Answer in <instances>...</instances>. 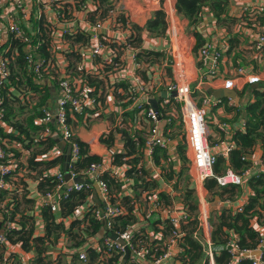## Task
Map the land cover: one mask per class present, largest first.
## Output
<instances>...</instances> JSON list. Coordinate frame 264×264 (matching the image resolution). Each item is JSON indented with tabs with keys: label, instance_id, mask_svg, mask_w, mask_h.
Listing matches in <instances>:
<instances>
[{
	"label": "crops",
	"instance_id": "1",
	"mask_svg": "<svg viewBox=\"0 0 264 264\" xmlns=\"http://www.w3.org/2000/svg\"><path fill=\"white\" fill-rule=\"evenodd\" d=\"M16 1L0 0V3H14ZM172 1L176 8L177 0ZM111 2L112 4L115 2V5L109 16L97 20V23L102 24L100 41L98 40L99 44L97 41L91 39L88 46H84L82 43H74L63 37V31L66 29L73 33L85 31L92 35V26L97 23L92 24L89 19L95 15V3L91 0L86 1L90 10L77 6L76 0H51L42 4L36 3V0H22V3H25L27 7L28 16L22 19L19 11L16 10L13 13L14 21L19 22L24 28L25 33L33 40L36 37L40 39L42 33L50 34L51 47L49 52L53 63H51V67L47 70L46 78L37 80L34 76L36 83L42 86L45 85V92L48 89L50 93L48 100L49 108L56 109V81L60 77L68 78L78 89L90 87L88 85V77H90V82L93 83L103 97L99 105H89L86 114L84 113L77 119L70 117L73 121L71 126L75 137L88 145L90 153L102 158V162L96 163L100 165L99 171L101 175L99 179L103 174L108 173L111 177L118 180L121 188L115 195H112L111 191L110 198L105 200L104 193L97 183L95 174L88 171L89 167L84 171V177L89 178L84 183L89 184L88 186H90L91 190L87 192V197L81 201L82 204L74 210L73 215L68 218H62L60 221L66 229H69L71 223L80 220L83 229L88 226V223H85L83 220L85 215L91 211V206L96 208L92 210L93 215L98 210L104 209L106 205L119 206L122 209L121 215L123 216L128 214L129 206L133 208L132 215L135 217V223L128 228L127 232L129 233L127 237L133 231H143L146 232L150 240L154 241L155 238L165 240L167 235L165 236L162 231L156 232L164 229L162 222L166 220V216L162 210L165 207L176 209L186 207L184 197L186 189L189 188L197 191V195L196 193L195 195L198 200V209L194 214L197 215V218L200 215L208 217L209 226L207 225L206 229L203 228V231L205 235H211L213 231L211 218L224 209L236 212L239 208H244L248 203L251 190L249 185L241 187L242 194L234 201L228 200L226 197L213 198L211 193L204 187L206 180L200 182L195 177L188 146L185 148L188 162L182 161L178 148L184 142L176 145L175 139L172 137L173 132L170 133L175 121L170 128H167L169 123L165 119H161L160 121L162 134H165L171 141L170 148L166 150L167 159L162 157L159 164H157L154 155L147 152L145 145L141 160L134 166L136 170L140 171L134 178H129L126 174L129 165L124 164L119 166L115 165L113 161L115 153H125L124 131L129 132L132 136L136 135L138 137V135H141L146 138L152 126L147 116V111H138L136 107L139 106L141 108L142 104L147 103L152 109L150 103L152 100L156 101L158 107L159 105L166 107L168 104L166 105L164 101L167 97L169 99L174 98L171 97L173 91L170 88L173 87L174 82L178 81V70L172 59L175 56V50L177 49L178 51L179 47H181V51L183 52L180 55L191 58L195 65V75L190 78L189 84L192 88H195L198 84L200 72L198 71V53L194 52L196 45L194 27H189L185 18L176 9L173 12L175 23L170 22L166 16V12L163 10L166 0H113ZM262 5H264V0L250 1L248 3L242 0H229L228 18H226L225 23L217 22L213 12L209 8L203 11L202 20L197 27L198 31L203 35L206 44L214 42L220 48H224L225 51L220 61L218 75L215 78L210 77L207 79L200 87L199 92L195 93L196 96H199L200 93L210 94L211 90L221 89H232L239 95L249 84H264V49L259 52L254 48L256 39L260 35H264V16L258 12V8ZM158 11H163L166 16L167 30L164 34L149 32L146 27L149 20ZM135 27L139 28V31ZM129 40L133 41V43H129ZM14 41L16 40L12 38L10 43L14 45ZM93 45H101L100 54H92ZM4 47L8 50L13 63L19 52L17 48H10L9 37ZM141 51L147 52V54L149 52L156 53L157 57L154 55H144L137 60L136 54L138 55ZM113 59H116L115 64L113 63ZM111 62L112 64L110 65ZM242 68L244 71L240 73V69ZM79 69L87 75L85 77L81 75L83 72ZM48 77H51V79ZM135 79H139L141 85L145 87L146 95L140 96L138 100L133 97L132 101L130 100L132 93L119 87V85H129ZM17 84L19 85V83ZM27 85L23 83L19 87L20 89H24L25 87H29ZM43 95L44 93L42 92ZM215 100L216 102L213 103L207 116L208 124L212 125L211 128L209 126L208 141L210 140L209 144L217 156L225 157L224 151L228 145H231L228 142V138L235 131H244L245 122L248 117L247 112L243 108L245 102L229 99L228 107L235 109L228 111L227 106L221 103V100L214 98ZM179 106L181 108L180 104ZM237 108H241V110L238 111ZM29 111L30 108H27L25 114L19 116L21 121L27 118ZM175 114L173 111L172 115L174 119L176 118ZM179 120L182 122L180 115ZM167 121L169 120L167 119ZM223 123L229 125L226 133L221 132L219 129V125ZM111 133L113 134L111 146L101 142L103 137L105 138ZM13 134L18 135L20 132L14 128V121L6 118L5 129H0V141L4 143L9 142L13 146L12 149H20L21 146L17 145L12 139ZM40 134L36 136V140L43 136L41 132ZM57 141L58 143L46 150L47 152H42V148H40L39 153L42 152L43 154L37 155L36 159L38 158L39 160L42 156H46L43 160H40V163L51 162L60 158L61 155L65 157V164L66 162L70 163L71 155L70 160L66 156L70 145L63 139H57ZM27 143L25 141V144ZM185 144H187V138H185ZM262 155L263 151L259 144L253 154H251L250 161H252L253 165L254 163L256 165L260 164ZM28 156L25 157V160ZM65 164L53 166L52 170H60L66 176V171L64 170ZM170 165H172L175 175L184 168L189 177H185L183 174L180 180L177 178L169 180L165 176L164 171L167 170L169 173H172L169 169ZM45 171L46 169L43 172ZM43 172L39 174L36 172L33 174L19 173L16 178L7 181L5 188L0 189V192L2 191L1 194L3 196L6 195L3 201L0 200L2 207H7L10 201L9 196L12 193L22 203H25L27 199H32V208L36 203L37 209L36 212L34 211L36 219L35 237L45 236V228H43L41 214L38 210L39 205H37L38 200L42 198V194L44 193L40 189V182L43 181L44 176ZM52 172L54 173V171ZM160 193L166 194L171 205L166 204L160 198ZM111 196L115 198L114 201H112ZM125 199L129 200L128 205L125 204ZM156 200H160V209H155ZM27 212V207L22 205L15 218L24 216ZM100 221L104 223V227L99 231L98 238H87L85 244L86 247L97 251H101V244L104 246L105 233L110 230L106 227L105 221ZM2 222L3 215H0L1 227ZM153 230L155 232H152ZM199 230L200 233V227ZM73 245L72 239L62 232L57 242L49 249V257L45 261H51V264H73L75 256L78 255V260L76 261L78 264H82L79 260V254L84 252L87 254V251L81 250L77 252V249L73 248ZM182 252L183 248L180 246V243L174 245L172 247L171 258L165 259L162 264H182L179 259ZM247 253L246 258H254L248 257ZM1 255L4 261L13 256L22 264H36L34 261L35 251L26 252L23 250L21 244H7L4 247H0V257ZM207 260L208 264H215V255L214 261L210 260L208 256Z\"/></svg>",
	"mask_w": 264,
	"mask_h": 264
},
{
	"label": "trees",
	"instance_id": "2",
	"mask_svg": "<svg viewBox=\"0 0 264 264\" xmlns=\"http://www.w3.org/2000/svg\"><path fill=\"white\" fill-rule=\"evenodd\" d=\"M86 1L87 0H76V5L81 6L82 9L90 10L88 9V4ZM91 1L95 3V15L89 18L92 24L97 23V20L99 19L108 17L109 13L114 8V5L110 0ZM228 6L229 0H177V12L185 18L189 27H194V36L196 39V45L194 48L195 53H198L200 48L206 45L203 35L197 29L199 23L202 20L203 11L206 8H209L213 12L217 22L225 23L226 18H228ZM165 17L166 16L163 11L156 12L154 17L147 23V30L149 32L164 34L167 30V22ZM98 24L100 23H97L93 26H97ZM135 29L139 31V28L135 27ZM63 37L71 40L74 43H82L84 46H88L91 39L93 38L92 35L85 31L81 33H73L68 31L63 35ZM12 38L16 40L13 42L14 45L10 43ZM34 40L40 44V49L35 53L37 54L36 57L43 59L50 68L51 63H53L52 56L49 52L51 47L50 34L42 33V37H40V39L36 37ZM128 42L133 43V41L130 40ZM9 44L10 48H17L19 55L12 63V58L9 56V52L6 54V56L10 59V77L8 79V86L4 89L3 93L5 104L4 108L6 118L12 119L14 121V128L20 132L18 135L13 134L12 139L17 145H20L21 148L7 151V154H9L8 158L15 161V167L13 170H10V175L6 177V180L9 181L13 178H16L19 173L33 174L36 172L39 174L46 169V171L43 172V181L40 182V189L43 192H46L51 190L57 183L56 176L49 173V171L53 169V166L65 164L64 155H61L60 158H57L51 162L40 163L41 161L38 160V158L36 159L37 155H40V153L45 152L58 143L57 139L46 136H40L41 138L36 140V136L40 134V132L42 133V127L38 126L35 123V120L36 118H41L43 116V109H49L48 100L50 93L48 89L47 92H45V85L42 86L36 83L33 66H31L27 60L26 45L20 40L16 39L14 35L9 36ZM4 49L6 48L4 47ZM144 55H154L157 57L156 53L149 52L147 54V52L141 51L138 55L136 54V59L138 60ZM113 63H116V59H113ZM111 64L112 62L110 65ZM79 70L81 71V69ZM81 75L85 77L87 74L83 72ZM88 81V85H90V88L93 89L92 92H89V96L95 100L96 105H99V103L102 102V94L98 92L93 83L90 82V77H88ZM17 83H19V85L26 83L28 84L27 86L31 87V91L33 93H38V102H34V99L30 100L32 96H30L29 99L25 98L26 100H20L19 97L22 91ZM9 86L14 87L15 91L10 92L8 90ZM119 87L129 92L130 83L129 85L121 84ZM42 92L44 93L43 96ZM133 97L135 99V95H130V100L133 101ZM239 97L240 101L243 103L245 102L243 108L247 112L248 117L245 122V129L244 131H235L232 137L228 138V142L232 145L228 158L223 156L216 157V164L213 168L214 174L216 176L224 174L229 168L236 173L243 175L253 165L252 161L246 160L245 158L247 156H251L259 144L261 145L263 151L262 163L264 165V84H260L258 87H254L252 84L247 85L243 92L239 93ZM169 100L170 102L166 107H162L160 105L158 107L161 119H168L170 121L167 128L172 127V123L175 121L172 115L173 107L177 109L180 119L183 122L179 104L174 98ZM229 101V99H222L221 103H224L227 106L228 111H232L235 108L228 107ZM27 108H30V111L27 113V118L22 120L24 121V123H22L19 115L14 113L17 110L21 112V115L23 116ZM136 108L138 111H147L148 113L151 107L146 103L142 104L141 108L139 106ZM237 110L240 111L241 108H237ZM134 111L137 112L136 110ZM84 113H87V109H84L82 114H77L76 119L79 116H82ZM16 117L18 118L15 119ZM68 123L70 125L73 124L71 118H69ZM112 139L113 134L111 133L105 138L103 137L101 142L111 146ZM123 140L125 143V153H115L113 155V161L115 165H129L126 174L129 178H134V176L138 175L140 172L139 170H136L134 166L139 163L141 157L143 156V148L146 145V138L145 136L143 137L141 135H138V137L136 135L132 136L129 132L124 131ZM25 141L28 143L25 144ZM182 142H184V144L179 146L178 151L182 161L187 163L188 161L186 157L185 140L182 139ZM68 144H76L79 148V158L76 161H70L68 170H73L76 172L78 174L77 178L82 179V183H84L85 180L89 179L84 177V171L93 164L102 162V158L97 155H92L88 145L79 141L75 135L72 139V142ZM40 148H42V152L39 153L41 150ZM27 155L29 156L25 160ZM153 155L157 164H159L162 157L164 159L168 158L166 155V149L160 147H157L154 150ZM44 165L45 167H43ZM169 169L172 171V173H169L167 170L164 171L165 176L169 180H173L174 178L180 180L185 172L184 168H182L180 172L175 175L172 165H170ZM100 179L107 183L110 194L112 191V195H115L121 188V184L118 182V180L111 177L108 173L103 174ZM84 184L85 188L81 191H69L68 189L63 190L61 194L62 197L60 199V209L58 212H52L46 206L38 207L44 225L43 228H45V236L43 237L34 236L36 229V219L34 216V211L36 212L37 209L36 203L32 208V199H27L25 203H22V201H20L18 197L12 193L9 196L10 201L8 202L7 207H2L0 205V215H3V224L2 227H0V232H5L8 244H21L24 251H35L34 261L36 264H51V261L46 262L45 260L49 257V249L55 244V242H57L62 232L72 239L74 242L73 248L77 249V252L86 250L89 259L93 262L102 260L104 261L103 264H120L128 252L129 257L126 264H136L133 262L132 247H144L150 250L151 253H155V258L160 257V255L163 253L162 248H164V240L157 238H155L154 241L150 240V238L147 237L146 232L143 231H133L130 233L131 238L129 242L131 246H127L124 253L118 251L108 253L103 244H101V251L86 247L85 244L87 242V238H98L99 231L104 227V223L95 218L92 213V210L96 209L94 206H91V211L84 217L83 221L88 223L87 227L82 229L81 221L76 220L71 223L69 229H66L60 219L72 216L74 210L82 204L81 201L87 197V192L91 189L90 186H88L89 184ZM248 185L251 190L250 197L247 205L242 209V211L232 212V210L224 209L220 213H217L216 216H213L210 220L213 227L211 238L216 249L215 264L230 263L231 254L227 249V245L234 236H236V241L239 245V248L243 252L255 251L262 246L264 238L259 230L264 229V171H260L255 175H251V177L248 178ZM204 187L209 193H211L213 198L226 197V199L234 201L242 194V188L240 186L230 185L227 187H220L215 178L206 180ZM1 192L0 200L3 201V198H5L6 195L3 196ZM194 193L195 191L189 188H187L185 192L184 199L186 201V207L190 213V217L184 221L181 227L184 236L180 239V246L183 248V252L179 256V259L181 260L182 264H208L204 247L202 243L195 238V233H198L200 230L197 215L194 214L198 209V200ZM159 195L160 198L166 202V204H170V200L166 194L160 193ZM111 198L112 201L115 200L113 196H111ZM125 204H129L128 199H125ZM22 205L27 207V214L19 218H15ZM132 210L133 208L128 206V214L124 216L120 215L119 217L112 220V227L107 231V233H105L104 239L110 232L119 235L121 238H124L123 235H127L129 233L127 232L128 228L135 223V217L132 215ZM162 223L164 229L158 230L156 232L162 231L165 236H168L172 230V226L168 220H165ZM152 232L155 231L153 230ZM101 243H103V241H101ZM4 246V244H0V247ZM105 255H108L107 259L103 258ZM76 260H78V255L75 256L73 264H78ZM261 260L262 264H264V251L262 253ZM253 262L254 260L251 258L242 257L238 264H253ZM0 264L22 263L13 256H10L6 261H4L3 256L1 255Z\"/></svg>",
	"mask_w": 264,
	"mask_h": 264
},
{
	"label": "built area",
	"instance_id": "3",
	"mask_svg": "<svg viewBox=\"0 0 264 264\" xmlns=\"http://www.w3.org/2000/svg\"><path fill=\"white\" fill-rule=\"evenodd\" d=\"M51 0H36V3L42 4L47 3ZM113 1V0H110ZM245 3L256 0H242ZM115 5V2H113ZM246 6V5H245ZM172 0H166L163 10L166 12V16L169 18L170 22H174L173 12L175 11ZM19 11L22 19L28 16V10L25 3L22 0H17L14 3H0V129H5L6 127V114L4 108V89L8 86V79L10 77V59L6 56L8 53L7 49H4V44L10 35L20 40L26 45L27 60L33 66V72L36 79L41 80L46 78L48 65L46 62L36 57L35 54L40 49V44L33 40L24 31V28L19 24V22L14 21V11ZM258 12L264 16V5L258 8ZM175 23V22H174ZM102 29V24L97 26H92V40L100 41V31ZM68 32V29L63 31V34ZM99 44V43H98ZM254 48L261 52L264 49V35H260L254 43ZM176 49V48H175ZM224 48H220L214 42L207 43L198 51V60L201 66L198 67L200 72L198 84L195 88H192L189 84L190 78L195 75V65L194 62L189 57H183L180 53L181 47L175 50V56L173 57V62L178 70V81L174 82L173 87L170 88L173 93H176L175 99L181 105V114L184 126L187 129V146L190 149L194 174L200 181H205L211 178H215L220 187H227L230 185H236L244 187L248 185V178L251 175H255L260 171H264V165L262 161L260 164L252 165L243 175H240L233 171L232 169H227L222 175L216 176L214 174L213 168L216 164L217 155L213 152L209 141V126L207 121V116L211 107L213 106L214 98L209 94H201L196 96L195 93L199 92L200 87L206 82L210 77L215 78L218 75L220 61L223 57ZM101 45H93L92 54H100ZM36 57V58H35ZM243 68L240 69V73H243ZM51 78V77H48ZM129 91L132 95H135V99L138 100L140 96L146 95V89L143 87L139 79H135L130 82ZM10 92H14L15 88L12 86L8 87ZM21 94L19 99L26 100L32 96L34 102H38L39 94L33 93L30 87H25L21 89ZM93 89L90 87H83L81 89L76 88L72 82L66 77H60L56 85L57 100L56 109L48 107L49 109H43V116L41 118H36L35 123L42 127V135L55 139H63L67 143H71L74 137V131L72 126L68 123L70 117L76 119L77 114H82L84 109H88L89 105H96L94 99L89 96V92ZM26 98V99H25ZM218 101V100H217ZM165 104H169L170 100L167 98ZM220 102V101H218ZM147 116L149 117L152 126L146 137V149L147 152L153 154L157 147L168 150L170 148L171 141L166 135L162 134L160 129L161 115L159 112L153 110V108L148 111ZM229 125L223 123L219 125L221 132L226 133ZM232 135L230 136V138ZM71 161H76L79 158V148L76 144H71ZM13 146L9 142L0 141V189L5 188L8 180L6 177L10 175V170L15 167V161L10 160L7 151L11 150ZM232 145H228L224 151L225 157H228L231 151ZM46 156H42L43 160ZM246 160H250L251 156H247ZM259 168V169H258ZM100 165L93 164L88 170L89 173H94L97 179V183L104 193V199L110 198V190L107 183L99 179L101 175ZM54 171V173L52 172ZM70 174V179L66 180L65 175L60 170H50L49 173L56 176L57 183L51 189L42 194V198L38 200L39 207H48L52 212H58L60 209V199L63 190L68 189L69 191H81L85 188L84 183H77L75 179L78 174L73 170L68 171ZM160 200H156L155 209H160ZM243 208H239L238 211H242ZM163 213L166 216L172 226L170 234L164 240V248H162L163 253L160 257L155 258V253H151L150 250L142 248L132 247L133 262L136 264H162V262L171 258L172 247L180 243V239L184 236L181 229L185 220L190 217V213L186 207L179 209L173 207L163 208ZM122 214V209L115 205H106L104 209L98 210L94 215L97 219L105 221L106 227H112V220ZM199 227L201 229L200 233H195V238L199 240L205 250L206 255L212 261H214L215 246L212 242L211 235H205L203 228L208 225V217L205 215H200L198 217ZM6 230V228H5ZM261 235L264 237V230H259ZM128 235V234H127ZM123 235L127 238L126 244L122 245L110 239H104V247L107 249L108 253L118 251L124 253L127 246H131L129 240L130 236ZM162 236V234H160ZM0 244L7 245L8 240L5 232H0ZM160 245V244H158ZM227 249L231 254V260L229 264H237L242 257L246 256V252L241 251L239 245L236 241V236L230 240L227 245ZM157 251V250H156ZM103 258L107 259L108 255ZM254 260L253 264H262L261 257L252 258ZM79 260L82 264H103L104 261L91 262L88 255L84 252L79 255Z\"/></svg>",
	"mask_w": 264,
	"mask_h": 264
},
{
	"label": "water",
	"instance_id": "4",
	"mask_svg": "<svg viewBox=\"0 0 264 264\" xmlns=\"http://www.w3.org/2000/svg\"><path fill=\"white\" fill-rule=\"evenodd\" d=\"M253 86L258 87V86H260V84H254ZM210 92L211 93L209 95L215 99H218V100L231 99V100H235L237 102H240V97L235 90L221 89V90H213V91L211 90ZM171 97H176V94L173 93ZM150 103H151L153 110L158 112V106H157L156 101L152 100ZM70 155H71V146L68 147V151H67V155H66L69 160H70ZM68 165H69V162H66L65 167H64V170L66 171V180L70 179V174L68 173ZM75 182L82 183L83 181H82V179L77 178V179H75ZM0 227H1V224H0ZM107 237L109 239H111L112 241H115V242L120 243L122 245L126 244L125 240L115 233L110 232V233H108ZM263 251H264V245L259 250L252 251V252L247 253V254H248V257H260L262 255ZM128 257H129V253L127 252L125 257H124V260L121 264H126Z\"/></svg>",
	"mask_w": 264,
	"mask_h": 264
},
{
	"label": "rangeland",
	"instance_id": "5",
	"mask_svg": "<svg viewBox=\"0 0 264 264\" xmlns=\"http://www.w3.org/2000/svg\"><path fill=\"white\" fill-rule=\"evenodd\" d=\"M198 62H199V60H198ZM200 66H201V63L199 62V66L198 67H200ZM177 103L180 104L178 101H177ZM173 111L176 113V118H175L174 127L171 129V132L170 133L173 132L172 137L175 139L174 142H175L176 145L177 144L179 145V143L180 144L182 143V139L185 140V138H187V133H186V128H185L183 122H180V120H179V113L177 112V109L176 108H173ZM14 114H17V115L20 116L22 113L16 110V112ZM207 121H208V119H207ZM166 122L167 123H170V121H167V120H166ZM208 126H210V128H211L212 125L211 124H208ZM186 148H187V144H186ZM184 176L185 177H189L187 171L184 172ZM198 180L200 181V179H198ZM180 186H183V185H180ZM195 193L197 195V191H195Z\"/></svg>",
	"mask_w": 264,
	"mask_h": 264
},
{
	"label": "clouds",
	"instance_id": "6",
	"mask_svg": "<svg viewBox=\"0 0 264 264\" xmlns=\"http://www.w3.org/2000/svg\"><path fill=\"white\" fill-rule=\"evenodd\" d=\"M173 94V93H172ZM176 94V93H175ZM168 99H169V97H167ZM175 98V97H174ZM158 112H159V110H158ZM69 171V170H68ZM69 173V172H68ZM65 178H66V176H65ZM108 239V238H107ZM111 240V239H110ZM126 242V241H125Z\"/></svg>",
	"mask_w": 264,
	"mask_h": 264
}]
</instances>
